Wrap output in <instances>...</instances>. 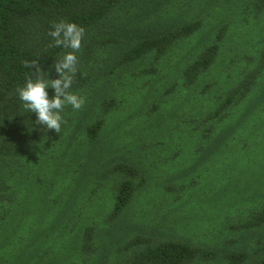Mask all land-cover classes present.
Instances as JSON below:
<instances>
[{"label": "trees", "instance_id": "obj_1", "mask_svg": "<svg viewBox=\"0 0 264 264\" xmlns=\"http://www.w3.org/2000/svg\"><path fill=\"white\" fill-rule=\"evenodd\" d=\"M61 21L57 134L17 89ZM0 264H264V0H0Z\"/></svg>", "mask_w": 264, "mask_h": 264}, {"label": "clouds", "instance_id": "obj_2", "mask_svg": "<svg viewBox=\"0 0 264 264\" xmlns=\"http://www.w3.org/2000/svg\"><path fill=\"white\" fill-rule=\"evenodd\" d=\"M53 31L49 33L55 41L57 47L64 46L72 49L63 58L54 64L59 79H46L43 69L39 67L37 61H25L26 67L35 69V79L29 78L26 84L18 88V98L24 106L37 116V124L43 125L46 130H54L61 133L62 123H67L61 116V111L65 105H71L79 110L83 107L85 99L69 91L73 84V77L77 71L78 59L76 52L81 48V42L85 34V29L76 23L61 21L53 25ZM55 90L52 98L49 97L48 89Z\"/></svg>", "mask_w": 264, "mask_h": 264}]
</instances>
